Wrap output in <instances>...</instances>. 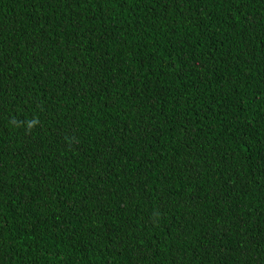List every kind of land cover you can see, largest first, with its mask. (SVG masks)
I'll return each mask as SVG.
<instances>
[{"label":"trees","instance_id":"1","mask_svg":"<svg viewBox=\"0 0 264 264\" xmlns=\"http://www.w3.org/2000/svg\"><path fill=\"white\" fill-rule=\"evenodd\" d=\"M0 264H264V0H0Z\"/></svg>","mask_w":264,"mask_h":264}]
</instances>
